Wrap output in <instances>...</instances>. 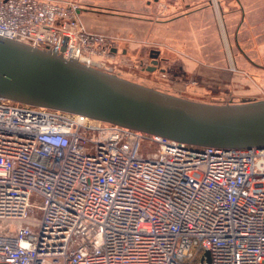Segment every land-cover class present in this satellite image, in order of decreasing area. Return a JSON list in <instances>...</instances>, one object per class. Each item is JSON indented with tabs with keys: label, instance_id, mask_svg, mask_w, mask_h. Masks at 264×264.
Segmentation results:
<instances>
[{
	"label": "built area",
	"instance_id": "1",
	"mask_svg": "<svg viewBox=\"0 0 264 264\" xmlns=\"http://www.w3.org/2000/svg\"><path fill=\"white\" fill-rule=\"evenodd\" d=\"M73 2L0 0V37L101 68ZM0 264H264V147H195L0 96Z\"/></svg>",
	"mask_w": 264,
	"mask_h": 264
},
{
	"label": "water",
	"instance_id": "2",
	"mask_svg": "<svg viewBox=\"0 0 264 264\" xmlns=\"http://www.w3.org/2000/svg\"><path fill=\"white\" fill-rule=\"evenodd\" d=\"M0 96L195 147H264V100L192 101L2 37Z\"/></svg>",
	"mask_w": 264,
	"mask_h": 264
},
{
	"label": "crops",
	"instance_id": "3",
	"mask_svg": "<svg viewBox=\"0 0 264 264\" xmlns=\"http://www.w3.org/2000/svg\"><path fill=\"white\" fill-rule=\"evenodd\" d=\"M97 1L98 3L93 1V3L87 2L86 4L99 10H108L110 13L107 12V15L141 16L139 20L141 24L139 29H136L138 32L134 33L140 35L139 37L135 35L134 38L135 40L159 43V46H161L160 59L164 57L167 60V67L160 69L163 78L169 80L175 77L174 80H186L191 76L196 80L207 82L210 84L214 96H217L216 94L219 91L225 92L228 97V102L225 104H240L235 103V96L230 93L233 89L232 82L242 83L246 80L243 72L234 75L230 69L234 67L242 71L239 64L243 63L244 59L257 64L263 63L264 0H233L231 11L229 5H221L213 0ZM111 1L114 2L111 3ZM165 1L174 2L173 7L176 14L169 19L158 22L150 19L157 13L156 4ZM138 9L140 10L139 14ZM121 10H125V13H120ZM126 11H129L130 15ZM237 11L240 12L241 16L239 24L236 25L234 41L242 57L231 55L232 51H229L228 47L231 38L230 25L236 22L235 14ZM247 27L250 30H247ZM167 46L172 48L169 53L165 50ZM134 51L135 54L141 57V60H144L147 52L145 46H135ZM114 53L117 55L119 53L127 54L128 52L123 47L121 49L114 48ZM155 63L157 61H150V66L147 67L149 72L156 69ZM171 67H174V77L171 76ZM221 82V85L225 84L223 86L225 88L218 87ZM216 84L217 87L213 88ZM147 87L153 88L151 86ZM198 89H200V86L199 88L196 86L195 90ZM249 89H252L251 86L247 87L248 91ZM161 92L169 93L165 90H161ZM241 92L244 93V88L236 86V95L238 96ZM245 102L248 101L242 103Z\"/></svg>",
	"mask_w": 264,
	"mask_h": 264
},
{
	"label": "rangeland",
	"instance_id": "4",
	"mask_svg": "<svg viewBox=\"0 0 264 264\" xmlns=\"http://www.w3.org/2000/svg\"><path fill=\"white\" fill-rule=\"evenodd\" d=\"M61 1L73 2L80 5L84 10L88 9L87 12H84L82 15V21L86 26V29L90 32H94L111 38L114 41L113 45L115 46V48H126L128 52L127 54L119 53L116 55L114 53L113 57L104 60V62L101 64V68L96 67V69L105 71L113 75H117L121 78L138 84L151 86L159 91L165 90L174 96L185 98L188 100L216 105H221L228 102V97L225 92L222 93V91H219L216 94L217 96H214V94H212V88H210L211 86L207 82L196 80L191 76H189L186 80H174V67L170 68L172 69L171 76H173L174 78H171L169 80L163 78L161 76L162 72L160 71V69L167 67V60L164 57L160 59L161 46H159V43L147 42V40H135L134 38L136 37L135 35H137V37H139L140 35L139 33L134 34L138 32L136 29H139V25L141 24V22L139 21L141 19L140 15L131 17L125 16L123 14H118L114 16L107 15L108 10H99L94 7H89L86 4L87 2L93 3V1L95 3H98L97 0ZM213 1L215 3L219 2L221 5H229L230 11L232 10L231 8H233V0ZM113 2L114 1H111V3ZM174 5V2H158V4H156L157 13H155V15H153L150 19L158 22L160 20H165L173 17V15L176 14V10L173 7ZM124 11L125 10H121L120 13H125ZM139 12L140 10L138 9V14ZM126 13L129 14V11H126ZM235 15L236 22L233 25H230L231 38L228 42V47L229 51H232L231 55H239L242 57V54L240 53L239 49L236 46V42L234 41L235 30L237 28L236 25L239 24L238 22L240 21L241 14L237 11ZM248 29L250 30V28L247 27V30ZM135 46H145L147 52L146 56L144 57V60H141V57H139L138 54H135ZM165 50L169 53L172 48L167 46ZM151 60H153V62L154 60L157 61V63H155L156 69L153 72H149L147 70V67L150 66ZM261 64L264 66V60ZM239 66L241 67L240 69H242V71L234 67L230 69L232 74L237 75L239 72H243L244 76L246 77V80L242 81V83H238L235 81L232 82L233 89L230 91V93L235 96V103H242L244 101L255 102L264 100V69L257 68L256 66L250 64L249 61H247L246 59H244V62L240 63ZM221 84L222 82L219 83L218 87L225 88L223 87L225 84ZM196 86L197 88H199L200 86V89L195 90ZM236 86L243 87L244 93L241 92L237 96L235 93ZM248 86H251L252 88L249 89V91L247 90ZM215 87H217V84L213 86V88Z\"/></svg>",
	"mask_w": 264,
	"mask_h": 264
},
{
	"label": "flooded vegetation",
	"instance_id": "5",
	"mask_svg": "<svg viewBox=\"0 0 264 264\" xmlns=\"http://www.w3.org/2000/svg\"><path fill=\"white\" fill-rule=\"evenodd\" d=\"M248 61H249L250 64L256 66L257 68H263L264 69V66L262 64H257V63H254L253 61H250V60H248Z\"/></svg>",
	"mask_w": 264,
	"mask_h": 264
}]
</instances>
